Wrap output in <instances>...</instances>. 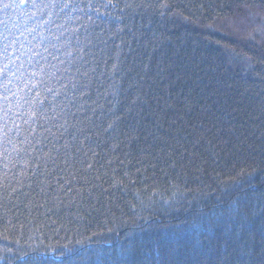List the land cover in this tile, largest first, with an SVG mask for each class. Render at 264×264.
Segmentation results:
<instances>
[{
    "label": "trees",
    "instance_id": "1",
    "mask_svg": "<svg viewBox=\"0 0 264 264\" xmlns=\"http://www.w3.org/2000/svg\"><path fill=\"white\" fill-rule=\"evenodd\" d=\"M112 2L0 0V264H264V0Z\"/></svg>",
    "mask_w": 264,
    "mask_h": 264
},
{
    "label": "snow or ice",
    "instance_id": "2",
    "mask_svg": "<svg viewBox=\"0 0 264 264\" xmlns=\"http://www.w3.org/2000/svg\"><path fill=\"white\" fill-rule=\"evenodd\" d=\"M91 6V5H90ZM159 8L161 9H168L169 5L167 3H160ZM5 8L9 7V5L5 4L4 5ZM104 7H117V5L113 4L112 0H106V3L104 4ZM125 7H131V5L126 4ZM121 11H123V9H121ZM161 15H164V12H161ZM47 51V49H45ZM69 56H71V53H68ZM234 55L236 57L241 58L245 63H247L249 66L251 64V61L249 58L247 57H241L240 53H234ZM61 63H64L63 61H61ZM68 65L69 67H65L64 69L60 70V69H56V65H51V67L53 69H56V71H53L52 73H48L45 70V66L41 65L39 63V61L36 62V65L34 66V70L29 74V79H31L32 77H40V80L38 81L41 84H45V86H47V81H45L44 77L45 76H49L50 78H55L57 81H59L62 77L66 76L67 73H69L70 69L72 67H74L72 61H68ZM115 67V65H114ZM76 72H79V68L75 69ZM57 72H60V75L57 76ZM86 74V73H85ZM66 87V85H65ZM73 87L75 88L76 85L73 84ZM83 87H87L86 85ZM48 91H52L51 88H47ZM33 115H35V113H33ZM42 126V125H41ZM27 139V138H25ZM9 143H11V140H9ZM14 151H18L14 148ZM25 152H27V150H25ZM19 154V153H18ZM31 159V158H30ZM37 161H43V157H36L35 158ZM37 168L40 167V164L37 163L35 165ZM242 175V174H241ZM246 209L245 208H240L239 211L240 212H244ZM197 225H193V228H197ZM66 251H62V252H56L54 249L52 250V252L50 253H43L41 255L44 256H48L50 258L51 264H56L57 261L60 262V264H72V260H73V254H74V249L71 248H67V246H63ZM76 255H78L79 253H75Z\"/></svg>",
    "mask_w": 264,
    "mask_h": 264
}]
</instances>
